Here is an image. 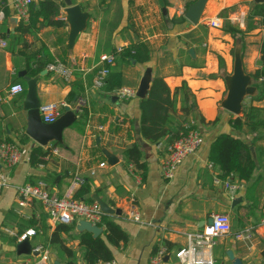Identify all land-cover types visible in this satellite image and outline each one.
Here are the masks:
<instances>
[{"label": "crops", "instance_id": "obj_1", "mask_svg": "<svg viewBox=\"0 0 264 264\" xmlns=\"http://www.w3.org/2000/svg\"><path fill=\"white\" fill-rule=\"evenodd\" d=\"M196 1L166 0V5L161 7L157 0H71L72 5L87 14V19L85 28L70 48L69 24L64 12L67 6L65 0H60L57 18L64 20L66 26L42 27L34 34L25 35L28 52L44 46L53 59L62 58L74 69L68 82L46 68L36 76L40 107L65 103L73 111L76 100L83 97L90 110L83 134L68 126L62 132L59 152H51L33 166L29 160L32 148L38 145L47 149V144L39 145L26 133L28 111L23 106L26 90L9 94L10 86L20 83L16 79L18 72L24 70V64L22 58L6 49L8 36L4 38L3 35L13 34L19 23L17 20L11 27L8 18L14 15L10 0H7L11 14L6 25L2 26L4 18L0 19V38L7 42L5 47L0 46V143H17L23 155L10 169L8 186L0 197V264H35L44 251L48 255L47 264H67L68 260L84 264L78 223L71 231L60 233L63 243L74 252V257L68 258L51 242L58 223L50 220L37 200L20 206L15 190V186L23 183L44 181L51 193L76 197L82 186L72 183L76 170L89 185L88 193L81 199L97 202L95 198L98 197L110 207L120 209V215L107 214L128 234L125 244L111 247L113 259L118 264H148L149 257L160 247L167 251L162 264H178L174 252L187 245L186 234L201 230L212 214L221 212L229 215L230 223L229 231L216 238L212 249L215 263L232 264L229 258L232 255L242 264H264V224L259 223L264 217V134L248 131L245 126L234 128L230 120L241 116L242 111L234 114L221 105L228 89L226 78L233 74L237 56L253 87L244 101L256 95L251 75L258 67L263 29L260 23L253 29L246 28L251 6L256 4L254 0H206L196 22H191L185 18V13ZM225 9L228 11L224 12ZM181 15L184 22L174 24L170 21ZM128 18H131V27ZM211 21H218L219 26L209 25ZM225 22L242 33L233 36L224 29ZM200 25L207 26L206 35ZM138 40L146 42L150 48L148 62L121 61L115 65L109 83L116 85L114 89L92 87L93 70L98 67L100 56L108 54L113 47H124ZM148 69L151 80L155 76L163 77L171 91L183 81L186 83L195 102L188 120L202 135L200 147L184 158L170 179L161 174L167 139L155 143L145 140L140 132V98L135 95L121 99L116 95L120 87L133 88L136 92ZM252 104L264 107V98ZM220 133H229L248 144L255 163L248 180L235 175L225 179L236 186L234 192L228 190L221 178V182H213L214 174H220L218 166L212 170L208 167L210 144ZM133 143L138 145L141 161L146 165L144 179L134 168L124 165L123 150ZM103 148L115 156L116 163L108 162ZM101 162L105 165L100 166ZM5 174L0 161V176ZM135 206L141 214L140 222L128 217ZM28 229L35 230L33 235L27 236L32 253L18 255V240L13 233L19 235ZM247 232L252 233L250 238L246 237ZM239 234L240 237H236ZM38 246L40 253L33 250Z\"/></svg>", "mask_w": 264, "mask_h": 264}, {"label": "trees", "instance_id": "obj_2", "mask_svg": "<svg viewBox=\"0 0 264 264\" xmlns=\"http://www.w3.org/2000/svg\"><path fill=\"white\" fill-rule=\"evenodd\" d=\"M2 1L5 3L3 8V26L6 25L7 18L11 13L7 0ZM163 2L166 5V0H163ZM131 4L132 2L130 1L129 5L131 6ZM60 7V0H34L29 8L28 20L19 21L13 34L3 35L4 38H6V35L8 36V46L6 49L11 54L18 55L23 59V68L30 77L39 75L46 68L47 64L53 62L54 59L44 46L28 52L26 50L28 44L25 35L34 34L42 27L66 26L64 20L57 18L60 15ZM227 11L228 9L224 10V12ZM222 15H224L223 12ZM248 18L250 21L247 23V29L255 28L256 23H260L263 29V38L259 48L258 67L251 75L255 81L257 93L254 96L247 97L248 99L243 104L242 115L232 118L230 122L234 128L245 126L248 131L262 132L264 134V107L252 104L253 101H260L264 98V2L252 5ZM129 19L131 18H128V25L131 27ZM170 21L174 24L182 23L185 21V18L182 15L174 16ZM200 29H202L203 35H206L207 26L200 25ZM224 29L233 36L242 33L241 30L233 27L229 22H225ZM108 53L114 54L115 63L109 66V73L103 86L107 90L114 89L116 86L115 84H109L115 65L121 61L144 64L150 58V48L146 42L141 40L129 43L127 46L122 47L120 51H117V48L113 47ZM60 60L66 64L62 58ZM98 69L99 67L93 70V79ZM16 80L23 85V92H25L26 82L20 77ZM79 83L82 84V82ZM81 89H83V85H81ZM71 96L72 94H70ZM178 101H180L179 105ZM194 105L193 96L190 94V90L184 81L179 87L171 91L163 77H153L146 95L140 98L139 101L140 132L142 137L152 143L164 138L167 139V143H171L189 128H196L195 124L188 120V116L194 112ZM89 113L90 110L87 106L83 107L81 112L78 113L76 120L71 124L76 133H84ZM50 143L53 146L61 145L56 141ZM50 153L51 150L49 148L43 149L38 145L33 147L29 157L30 164L36 166L42 162V157ZM123 155L125 167L132 164L135 171L144 179L146 165L141 161V151L138 145L136 143L128 145L124 148ZM208 160L218 166L220 171L219 178L223 180L230 175H235L238 179L248 180L255 168V163L250 153V146L229 133H220L211 142ZM30 183L35 184L33 182ZM88 191L89 185L85 180L78 190L76 198H81ZM75 224L76 222L72 224H57L51 236V242L58 247L59 252H65L68 258H73L74 252L63 243L60 233L71 231L74 229ZM99 226L103 228V232L96 237L88 231H82L78 234L84 264H98L103 261L112 260L114 256L111 247H119L128 241V234L118 223L111 220L107 214L102 215ZM262 254L264 258V250ZM67 264H74V261L68 260Z\"/></svg>", "mask_w": 264, "mask_h": 264}, {"label": "built area", "instance_id": "obj_3", "mask_svg": "<svg viewBox=\"0 0 264 264\" xmlns=\"http://www.w3.org/2000/svg\"><path fill=\"white\" fill-rule=\"evenodd\" d=\"M34 0H10L11 10L14 17L18 21H27L29 17V8ZM4 2L0 0V19L4 18ZM209 25L218 27V21H211ZM7 42L5 39L0 38V46L5 47ZM122 46L117 48L120 51ZM115 63L114 54H103L99 58V69L92 81V87L101 89L106 81V77L109 73V66ZM46 70L51 71L60 77L64 81L68 82L73 76L74 69L64 64L60 59L56 58L53 62L47 64ZM24 87L21 83L12 84L9 88V94L15 95L22 93ZM116 95L121 99H129L134 97L135 90L129 87H120L116 91ZM65 103H48L40 107V113L42 121L45 123H51L61 115V108L65 106ZM87 106V100L83 97H79L74 106L73 111L78 116L82 108ZM102 129V127H99ZM202 135L196 128H189L180 137L173 142L168 143L165 146L166 154L161 164L162 177L170 179L173 177L176 168L182 163L185 157L189 154L196 152V150L202 144ZM47 148L52 153L57 154L59 152L58 146H53L50 142L47 144ZM22 149L15 142H1L0 143V161L7 174L0 176V197L2 190L8 186V173L10 169L18 164L22 160ZM105 163L101 162L100 166H104ZM215 166L214 163L209 162L208 167L212 170ZM129 168L133 170V165L129 164ZM84 177L80 174L79 170H76L73 174L72 183L81 185L84 182ZM222 180L218 175L214 174L213 182L219 183ZM225 186L230 192H234L236 186L229 184L224 179ZM17 202L20 206H24L31 201H38L41 203L47 216L54 223L58 224H72L78 223L80 220H85L93 225L99 226L102 215L104 214L97 202H86L81 198H76L68 194H53L51 193L44 181H39L35 184L23 183L15 186ZM77 219L75 220V218ZM128 217L135 222L141 221L140 211L136 208H132ZM211 224L205 225L201 230L188 232L186 234L187 245L177 249L174 252V256L178 261V264H215V260L212 256V249L216 243V238L227 233L229 231V215L227 213H215L211 215ZM260 224H264V217L260 220ZM253 231V229H251ZM17 240L21 241L27 236L33 235L34 230L28 229L22 234H15ZM246 237H251V232L246 233ZM236 237H240V234ZM34 251L40 253L41 247L33 248ZM167 251L164 247L157 249L148 260V264H162ZM48 255L44 251L40 255L39 260L35 264H47ZM98 264H118L114 259L103 261Z\"/></svg>", "mask_w": 264, "mask_h": 264}, {"label": "water", "instance_id": "obj_4", "mask_svg": "<svg viewBox=\"0 0 264 264\" xmlns=\"http://www.w3.org/2000/svg\"><path fill=\"white\" fill-rule=\"evenodd\" d=\"M161 7L164 6L163 0H157ZM206 0H197L192 4L185 13V18L191 22H196L199 13L202 10ZM255 3H262L264 0H254ZM66 8V21L69 24V37L68 45L71 48L76 36L85 28L87 14L82 12L77 5H72L71 0H65ZM8 21L13 28L17 22V18L11 16ZM189 53L193 54V49H189ZM46 71H43L44 73ZM18 76L22 77L27 84L26 96L24 100V108L28 111V128L26 133L39 145H46L51 141L62 142V132L65 128L70 126L75 120L76 115L74 111L70 110V106H65V112L61 114L56 120L51 123H45L42 121L40 113V103L36 96V81L37 78L27 75L26 70H20ZM227 80V94L222 102V107L231 113L239 114L242 111L244 98L252 93L253 87L250 84L249 76L245 75L242 71L241 60L239 56L235 58L233 74L226 78ZM151 72L146 70L142 78L140 79L139 85L136 89V96L143 98L150 86ZM98 140V139H97ZM104 154L110 164L117 162V159L113 154L103 148ZM99 204L102 212L108 215H120V209L110 207L106 202L95 198ZM212 219L210 218L207 224H211ZM78 231L91 232L94 237L102 234L103 228L97 225H93L88 221L80 220L76 226ZM16 253L18 255H28L32 253V248L28 237L16 244ZM232 264H242V261L238 258H234L232 255L229 256ZM166 260V256L164 258Z\"/></svg>", "mask_w": 264, "mask_h": 264}, {"label": "rangeland", "instance_id": "obj_5", "mask_svg": "<svg viewBox=\"0 0 264 264\" xmlns=\"http://www.w3.org/2000/svg\"><path fill=\"white\" fill-rule=\"evenodd\" d=\"M246 100H247V98H246ZM244 103H245V101H244ZM77 219V217L75 218V220ZM216 264V263H215Z\"/></svg>", "mask_w": 264, "mask_h": 264}]
</instances>
